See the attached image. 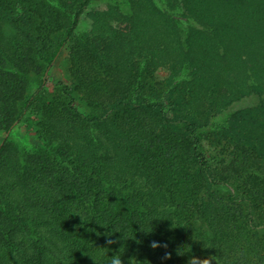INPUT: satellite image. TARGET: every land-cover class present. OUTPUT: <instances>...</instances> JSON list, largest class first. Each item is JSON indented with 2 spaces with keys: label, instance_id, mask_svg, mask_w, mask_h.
I'll use <instances>...</instances> for the list:
<instances>
[{
  "label": "trees",
  "instance_id": "1",
  "mask_svg": "<svg viewBox=\"0 0 264 264\" xmlns=\"http://www.w3.org/2000/svg\"><path fill=\"white\" fill-rule=\"evenodd\" d=\"M92 1L0 0V264H264V107L211 133L217 158L202 144L262 93L264 0H164L198 24L186 41L154 0L76 38ZM23 123L36 152L9 139Z\"/></svg>",
  "mask_w": 264,
  "mask_h": 264
},
{
  "label": "rangeland",
  "instance_id": "2",
  "mask_svg": "<svg viewBox=\"0 0 264 264\" xmlns=\"http://www.w3.org/2000/svg\"><path fill=\"white\" fill-rule=\"evenodd\" d=\"M156 5L165 12H170L173 14L179 21L180 33L184 41L187 40L189 35V29L191 27H197L198 24L196 21L186 15V10L182 4L178 6V9L175 11L171 10V7L164 0H154ZM108 6H116L120 11L128 14L130 12V2L129 0H93L89 10L83 15L81 22L76 29L75 37L76 38H85L89 37L92 34L94 20L92 14L97 11H102L108 8ZM70 46L65 49L53 66L50 71L48 78L46 79L45 86L49 88L50 91L61 88L64 84H69L71 81L70 77ZM188 73H185V77ZM158 76L165 78L168 76V71L166 69H161L158 72ZM44 76L36 77L34 76L31 79L29 95L36 93L44 80ZM262 93L256 92L251 95L244 97L243 99L234 102L226 111L222 114L216 116L210 123L209 127L204 131L206 137L203 139L202 144L204 145L205 152L208 153L210 158H217V153L215 148L210 144V135L213 131L218 130L223 127L231 116L239 111L247 110H257L261 107H264V88L261 89ZM50 98L51 95L47 94ZM25 123L21 124L19 127L14 129L11 133L9 139L19 148V150L27 152H36L39 147V142L35 137L29 133ZM5 133H0V145L2 144Z\"/></svg>",
  "mask_w": 264,
  "mask_h": 264
},
{
  "label": "clouds",
  "instance_id": "3",
  "mask_svg": "<svg viewBox=\"0 0 264 264\" xmlns=\"http://www.w3.org/2000/svg\"><path fill=\"white\" fill-rule=\"evenodd\" d=\"M115 243H118V241L116 240H112V239H109L108 240V244L109 245H112V244H115ZM152 248H159V247H166V245H160L158 244L157 242L153 241L152 244L150 245ZM166 258H170V257H166ZM110 264H124L123 262V259H122V256L118 253L114 254L111 259H110ZM189 264H190V261H189Z\"/></svg>",
  "mask_w": 264,
  "mask_h": 264
}]
</instances>
